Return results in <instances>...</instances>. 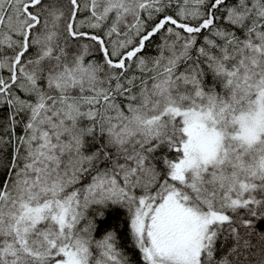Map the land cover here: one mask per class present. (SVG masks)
Returning <instances> with one entry per match:
<instances>
[{
  "label": "snow or ice",
  "instance_id": "snow-or-ice-1",
  "mask_svg": "<svg viewBox=\"0 0 264 264\" xmlns=\"http://www.w3.org/2000/svg\"><path fill=\"white\" fill-rule=\"evenodd\" d=\"M0 264H264V0H0Z\"/></svg>",
  "mask_w": 264,
  "mask_h": 264
},
{
  "label": "trees",
  "instance_id": "trees-1",
  "mask_svg": "<svg viewBox=\"0 0 264 264\" xmlns=\"http://www.w3.org/2000/svg\"><path fill=\"white\" fill-rule=\"evenodd\" d=\"M144 54H145V55H152V54H154L152 47L150 46V47L146 50V52H145ZM122 235H123V234H122ZM97 238H99V233H97ZM122 247H125L126 250H130L131 245H130L129 242H127L126 240H124V241L122 242ZM129 254L132 256V259H133L134 262L138 259V254H133V253H131V252H129Z\"/></svg>",
  "mask_w": 264,
  "mask_h": 264
}]
</instances>
